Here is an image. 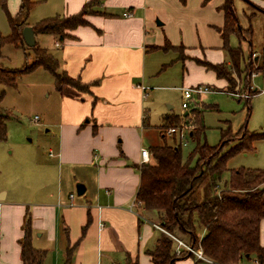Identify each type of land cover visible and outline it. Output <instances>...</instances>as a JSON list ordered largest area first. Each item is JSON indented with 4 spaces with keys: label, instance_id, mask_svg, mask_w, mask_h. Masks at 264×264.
<instances>
[{
    "label": "crops",
    "instance_id": "obj_1",
    "mask_svg": "<svg viewBox=\"0 0 264 264\" xmlns=\"http://www.w3.org/2000/svg\"><path fill=\"white\" fill-rule=\"evenodd\" d=\"M20 1L11 0L13 14ZM37 1L43 7H34L32 20L28 14L27 26L51 15L75 14L90 0ZM223 2L97 0L85 15L87 23L63 40L34 32L35 44L48 50L60 70L87 90L55 84L57 117L45 123L47 131L55 129L54 147L47 141L55 163L37 169L39 186L12 192L0 188V264H23L19 240L27 215L31 244L45 251L43 264H50L51 256L63 264L66 246L74 243L70 264H125L127 257L136 264H152L146 251L161 232L153 225L156 214L140 205L129 207L140 183V149L162 144V135L155 133L162 130L164 116H178L160 110L161 122H151L158 98L167 94L154 90L178 92L181 100V87L204 84L209 71L204 60L228 62L216 30L224 22L219 9ZM166 42L173 48L163 49ZM177 62L181 84L161 86L170 80L166 70ZM208 80L226 88L225 80L212 71ZM53 181L55 190L49 193ZM78 185L84 192L74 195ZM259 241L264 247V219Z\"/></svg>",
    "mask_w": 264,
    "mask_h": 264
},
{
    "label": "trees",
    "instance_id": "obj_2",
    "mask_svg": "<svg viewBox=\"0 0 264 264\" xmlns=\"http://www.w3.org/2000/svg\"><path fill=\"white\" fill-rule=\"evenodd\" d=\"M97 0H90L82 9L72 15H53L44 17L32 26L35 33L53 34L59 40L69 36V31L79 25H85V15L92 12L91 7ZM33 1L21 0L18 11L10 14L6 0H0L11 33L0 35V45L11 43L24 48L21 30L27 26V16ZM219 9L223 12L224 22L217 27L222 38V48L229 58V64L236 66L244 58L239 45L230 46L229 37L234 35L240 41H250L251 27L241 29L238 24L234 0H224ZM251 17L248 18L250 20ZM245 35V36H244ZM33 53L32 63L25 64L21 70L0 68V84L16 85L20 72L42 67L54 77L56 86L69 84L80 91L87 86L78 79L70 78L59 68L57 59L45 48L37 44L30 47ZM163 49H172L165 43ZM28 55L25 54V57ZM204 67L215 73L218 78L228 80L226 63H211L204 60ZM230 91V84L227 85ZM250 97L245 98L248 115ZM8 113L0 107V139H6ZM178 116L165 115L164 125L178 123ZM198 126L190 135L195 142L194 148L183 159L181 145L173 137V143H163L149 147L153 162L138 165L140 183L136 192V201L140 206L157 217V225L166 232L184 238L212 264H245L257 261L264 264V247L260 245V222L264 219V169L239 167L227 169L228 159L242 151L252 149L253 141L264 139V123L260 133L239 131L231 134L229 130L221 133L219 144L210 146L200 142L204 127ZM225 153L222 149L232 141H237ZM227 171L225 179L223 174ZM23 236L19 240L23 264H43L45 251L32 246L30 217H25ZM175 241L161 231L151 249L146 251L152 264H174L177 260L192 257L191 254H175ZM76 243L67 245L64 263L70 264ZM194 259V258H193ZM198 260V259H197ZM125 264H136L129 257Z\"/></svg>",
    "mask_w": 264,
    "mask_h": 264
},
{
    "label": "rangeland",
    "instance_id": "obj_3",
    "mask_svg": "<svg viewBox=\"0 0 264 264\" xmlns=\"http://www.w3.org/2000/svg\"><path fill=\"white\" fill-rule=\"evenodd\" d=\"M31 1H34V4L29 11L30 20L36 16L34 7H40L39 9L43 7L42 3L38 4L39 1ZM10 2L11 0H6L7 10L13 15L10 11ZM234 7L239 27L245 30L250 25L252 30L250 41L244 39L239 41L234 35L229 37L230 46L239 45L244 58L236 66L229 64V61L225 62L228 80H224L226 87L228 83L230 84L228 92L227 88L219 87L209 81L208 76L211 71L206 72L204 84H208L211 91L200 98L199 105L192 114L194 129L198 126V121L204 127L200 142L204 141L210 146L219 144L223 131L229 130L231 134L241 130L247 133H260L263 129L264 0H234ZM249 17H251L250 20H248ZM10 33L11 28L5 12L0 6V35L7 36ZM177 50L178 55L182 56V50ZM220 52L222 55L224 54V60H226L227 54L224 51ZM25 54L28 56L25 57ZM32 56L31 48L26 45L21 48L15 47L11 43H3L0 45V68L21 70L25 64L32 63ZM165 73L170 75V80L160 82L161 86H179L181 84L180 63L177 62L170 68L168 67ZM154 91H164L167 94L158 98L155 105L157 115L153 116L151 122H161L160 113H158L161 112L160 110L172 112L178 116L182 113L178 92L170 93L163 89ZM242 95L250 97L249 115L245 97H241ZM167 104L173 108L169 110ZM57 105L58 94L55 89L54 77L42 67L20 72L14 86L0 84V107L9 115L6 122V139H0V188L12 192L17 189L23 190L30 185L39 186L37 169L40 166L55 163V157L49 154L47 146V141L50 140L51 146L54 147L55 139L52 135L55 129L51 128L50 131H47L49 127L45 123L47 120L52 122L56 120ZM155 134L156 137L162 135L167 143H173L172 137L164 136L161 130ZM150 138L146 141L147 144L151 142ZM237 142L238 140L230 142L222 149V152L225 153ZM194 146L195 142L190 137L185 144H181L183 159L187 157ZM226 164L228 170L239 167L264 169V139L253 141L252 149L231 156ZM227 176L226 171L222 179ZM54 183V181L53 183L49 182L47 189L49 193L55 190ZM73 192L76 195L75 188ZM181 239L186 242L185 237ZM191 255L194 259L181 260L179 264H207L205 261L197 260L193 254ZM51 257L50 264H56V258Z\"/></svg>",
    "mask_w": 264,
    "mask_h": 264
},
{
    "label": "built area",
    "instance_id": "obj_4",
    "mask_svg": "<svg viewBox=\"0 0 264 264\" xmlns=\"http://www.w3.org/2000/svg\"><path fill=\"white\" fill-rule=\"evenodd\" d=\"M124 16L129 15L128 12L123 13ZM141 88H145L141 86ZM181 109L182 113L179 115L178 123L173 126H166L162 128V134L164 136L174 137L178 143L185 144L186 140L190 137L192 131L194 130L193 124V111L197 109L200 98L211 91L209 86L206 84H197L191 87H181ZM241 97L248 98V95H242ZM186 113V115H185ZM153 161L152 155L147 148L140 149V164H147ZM74 195L70 194L71 199ZM140 205L138 201H134L129 209L131 210L133 206ZM156 228L167 233L175 241V254L177 256L182 255V253L193 254L196 259L205 261L207 264H212V261L205 257L200 248H194L189 243L184 242L182 239L166 232L157 224H153ZM253 264H259L257 261L252 262Z\"/></svg>",
    "mask_w": 264,
    "mask_h": 264
},
{
    "label": "water",
    "instance_id": "obj_5",
    "mask_svg": "<svg viewBox=\"0 0 264 264\" xmlns=\"http://www.w3.org/2000/svg\"><path fill=\"white\" fill-rule=\"evenodd\" d=\"M21 35H22L23 42L26 46L28 47L34 46L35 39H34V31L32 27L24 26L21 30ZM83 192H84V187L82 185H78L76 187V194L81 195Z\"/></svg>",
    "mask_w": 264,
    "mask_h": 264
}]
</instances>
